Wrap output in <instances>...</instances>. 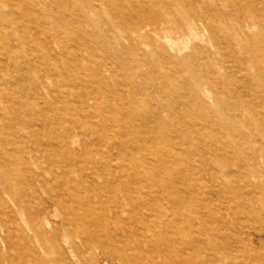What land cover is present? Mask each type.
<instances>
[{
	"label": "rangeland",
	"instance_id": "rangeland-1",
	"mask_svg": "<svg viewBox=\"0 0 264 264\" xmlns=\"http://www.w3.org/2000/svg\"><path fill=\"white\" fill-rule=\"evenodd\" d=\"M263 9L258 0H0V264H183V257H204V236L199 216L179 211H238L256 202L264 208L263 188L250 182L253 160L264 169L257 119L264 76L253 62L264 64ZM191 10L207 30L189 29ZM135 23L143 32L132 30ZM164 34L182 50L173 61L159 47ZM207 89L212 97L200 107L194 94ZM128 104L156 115L150 132L157 125L170 130L181 155L170 165L195 168L183 183L197 194L181 202L175 190H149L155 180L146 164L131 165L137 184L116 180L121 162L110 170L106 156L119 152L114 143L125 140L124 127L126 139L140 134ZM244 135L242 162L196 147L198 137L238 144ZM156 140L167 144L159 134ZM142 153L156 165L147 148ZM100 163L104 173L94 178ZM249 213L235 214L246 222ZM92 218L99 227L117 218L114 236L103 229L94 237ZM253 221L232 231L250 234L260 250L264 231L255 235ZM146 240L161 251L149 252ZM196 243V250L171 255ZM253 252L240 255V264H264V249Z\"/></svg>",
	"mask_w": 264,
	"mask_h": 264
},
{
	"label": "bare ground",
	"instance_id": "bare-ground-1",
	"mask_svg": "<svg viewBox=\"0 0 264 264\" xmlns=\"http://www.w3.org/2000/svg\"><path fill=\"white\" fill-rule=\"evenodd\" d=\"M258 3L264 4V0H258ZM257 13L262 14L264 16V9L260 11L258 10ZM186 19H187V23H189L190 30H194L196 26L202 27L204 30H207L209 28V26L206 24L207 22H205V20L200 16V13H198V11L196 10H191V12H188ZM67 20L65 22H67ZM182 27H184V25ZM142 28L143 26L141 23L132 24V30L134 29L135 32L137 31L139 33L143 32L142 30L144 29ZM145 39H147V36L145 37ZM145 42L147 41L145 40ZM147 44L152 45L153 51L157 50L156 44L154 42L148 41ZM159 47L169 52L164 57V59H168L171 61H173V58L177 57L180 54V52H182L181 48L178 47L177 39L172 38L166 34L161 36V43L159 44ZM171 52L173 54H171ZM253 62L257 65V69L259 70L260 74L264 76V64L259 60V57H257V59H255ZM144 65L145 64H142V66ZM131 66H133L132 63H131ZM135 73L137 76L136 71ZM110 74L112 77H115L114 70H111ZM83 79L85 80V83L83 82V84L84 86L87 87L88 86L87 83L90 81L89 79L86 80V78H83ZM246 89L249 90L248 87H246ZM205 97L211 99L212 97L211 89L205 90L203 95H201L199 91L198 92L196 91L194 94V98L198 102L200 107H207L208 104L205 100ZM127 106H128V109L129 108L131 109L132 107V105L130 104H128ZM248 107L250 109H254V105L250 104ZM132 109L133 110L129 112L128 117L130 118L129 119L130 121L132 120L134 122V125L137 124L139 128L138 131H140V134L139 135L136 134V136H134L132 139H128V138L126 139V136L129 133L130 129L128 128L126 129V127H124V130L122 131V136L125 137V140L124 141L120 140L114 143V145L119 149V152L116 153V155L106 156L105 158L110 170L113 167H115V165L118 166V163L121 162V164L119 163V166H118L120 169H122L121 175H119L120 178H118L117 176L116 180H121L122 178L130 177V179H133V180L135 179L136 183L134 182V184H137V182L141 180L139 179L140 174L138 171L135 172L131 165L146 164L145 167L147 168L148 175L150 176L151 179L153 178L155 180L153 184L150 183L148 185L149 190L150 188L151 189L152 188H156V189L163 188L164 190H166V192H169V191L174 192L175 190L180 195L179 197L181 199V202L186 201V198L190 196L192 193L197 194L195 193L196 189H194L193 187L192 188L187 187L183 183L184 180L185 181L188 180L191 177V175H193V170L195 168L194 167L187 168L185 164H183V165H180L181 167L179 166V169H175L171 167L170 165L175 160H177V156L181 157V155L178 152H175L177 143L173 142V135L171 134L170 130L168 128H165L163 125H157L158 127L152 126L156 130L151 128L154 131L150 132V130L146 128V126H149L151 124V120L156 115L152 111L151 112L143 111L139 109L137 105L132 107ZM171 117L173 119V123L175 124L176 123L175 116L171 114ZM257 119L259 121L260 129H261L260 133L264 135V112L257 113ZM194 129L198 130L199 127L197 128L195 127ZM158 134L163 137V139L167 142V144H164L156 140V135ZM246 138H247L246 135L241 136L240 138L235 139V141H239V143L233 144V142L232 143L231 142L221 143V141H219L220 139L218 138H216L213 141H209L207 140V138L202 139L198 137V139L196 140L197 142L196 147H200L203 153H209V154L211 153V155L215 157H219V159L226 158L229 162L230 161L231 162L232 161L242 162L241 158H244V157H242L241 155L244 152H243V148L240 146V143L243 142V140L245 141ZM187 140L189 144H193L192 140L188 139V137H187ZM138 147L143 148V149H139ZM146 148H147V154L149 156L153 155L155 157V160L157 162L156 165H154L153 163H150L148 156L142 153L143 150ZM174 152L176 153V155ZM248 152L254 153V149L251 148L249 149ZM259 152L261 156L264 157V142L263 144L260 145ZM113 160H116L115 164H112ZM35 163H37V165L40 166V163L38 161H36ZM149 164H153L154 168L152 167V165L150 166ZM253 164H254V169L252 170L253 171L252 175L254 176L255 179L254 181H250V182H253L251 183V185H254L255 187L260 188V189L263 188V193H264V169L261 166H259V163L257 162V160H253ZM101 167H105V165L100 163L99 168L95 169L94 172L91 173V175L94 178H96L97 175H101V173H104L105 168L103 169ZM200 171L202 172V170H199L197 172L201 173ZM61 186L62 185H60V187ZM123 191L125 190L123 189ZM174 203L177 209L179 210L180 207L176 205V202ZM206 208H207L206 206L198 207V206L192 205L191 212L179 211L182 215L184 216L187 215V218L189 215H192V214L199 216V219L201 220V223L203 226L202 233L204 236L203 237L204 242L202 246V250L204 251V257H202V259L191 257V258H187L186 260L183 257L180 262H182L183 264H186V263L188 264H240L239 257L242 254H248V252H252L253 254L254 253L253 251H255L257 254L260 255L261 249H264V242L261 246V249L258 250L254 247L255 242L253 241L252 236L250 234L247 236L245 235V237L241 238L238 234L233 233L232 227L233 229L239 231L243 223L245 225L248 220H254L252 222V225L250 226V229H252L255 235L263 232L264 231V208L261 207V204L256 202L255 205L251 207V209H249L248 207L246 208L239 207L238 211L236 210V207L232 205L228 207L225 211H223L220 207L216 210H210V211L205 210ZM249 210H250V213L246 219V222L244 220L242 221L241 220L242 218H240L238 215L235 214L236 212H240L242 213V216L244 215L246 216ZM252 210L256 212V215L253 216V214H251ZM104 216H102V218H105ZM77 218L78 219L76 220V222L83 223L80 217H77ZM115 220H117V218H114V220L113 219L110 220V224L108 226L104 224L103 227H99V223L96 218H92L91 225H88L87 223L86 224H87L89 231H91V233L93 232L95 234L94 237L96 238H98V236L101 234L99 232L105 233V231H107V233H109L110 236H112V234L114 236L115 233H113V226H114ZM260 221H263V222L260 223ZM170 226H173V224L168 225V228H170ZM103 229H105V231ZM179 234H181V230ZM8 238L9 240H11V237L8 236ZM150 241L151 240L144 241V243H146L149 246V252L151 253L160 252L161 251L160 247L158 245L156 247V243L150 242ZM197 248H198V244L196 243V244H193L192 246H187L186 248L175 249L174 252L171 253V255L183 256L184 254L191 251L192 249L196 250ZM219 253L220 255H218ZM144 255H147V254L145 253ZM253 255L256 256L255 253ZM154 259L153 261H156L157 258L155 257ZM244 263L246 262L244 261Z\"/></svg>",
	"mask_w": 264,
	"mask_h": 264
}]
</instances>
